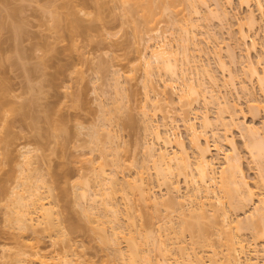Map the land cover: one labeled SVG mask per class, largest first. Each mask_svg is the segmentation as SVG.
<instances>
[{
    "label": "bare ground",
    "instance_id": "bare-ground-1",
    "mask_svg": "<svg viewBox=\"0 0 264 264\" xmlns=\"http://www.w3.org/2000/svg\"><path fill=\"white\" fill-rule=\"evenodd\" d=\"M255 1L261 12V17H257L255 12L252 9H249L247 17L244 18L245 20L243 22V19H239L233 10L237 3L241 5L249 4L250 0H213V7L207 5L206 1L204 2L202 0H122L123 5L127 4L125 10L127 11V6L130 5V8H133L132 10L136 9L135 11L137 13L140 12V16L142 17L145 26L150 32L151 30L153 31V35H148V37H150L147 38L148 40H145L147 46L145 45V49L141 55L144 63L145 78H147L145 79L147 80V83L145 81V87H147L148 94H154V97H149L148 94L146 95V107H143L144 109L142 110L144 118L143 124L145 125L144 132H147V134L152 136L153 141H149V143L146 142V147L144 148L145 152H143L146 155H144L146 157L145 160L147 159L149 162L146 160V167L142 166L144 163L140 165L141 168L145 167L146 174L149 170L148 176H145V172H143L144 170L141 169V171L138 165L139 168L137 169H139V171L137 170L134 172V178L132 177V180L129 179V181L126 180V177H119L118 174L122 176V173L118 171L124 167L123 165L125 163L123 158V161H120L119 159L121 158V150L119 148H122V146L119 143L120 139L116 137L118 136V133L115 134L110 131L113 122L111 120L113 116L110 115H116L115 113L118 112L117 110L120 108L117 107V109H115L114 105L117 103L116 106L122 107L120 106L122 105L120 104L122 101L114 102L113 100L115 104L112 105V109L115 110H111L109 108L110 106L108 107L111 112L113 111V114H111L108 108V114L105 113L106 106H102L104 107L102 114L104 118H107L108 116L109 120H104L102 118L101 120L104 122L107 121L106 123L109 121L112 122L108 123V126L111 124L109 128L105 123L100 121V126L103 123L102 125L104 127L101 128L104 131L101 128L97 129L98 125L96 129H94L95 131H92L94 134L92 133L93 138L91 139H93L98 146L101 141L103 142V136L101 137L100 135L108 131L106 132L108 135H106V133L103 134L106 139L102 143L103 145L108 141V145L107 143L105 144L107 145V148H105L106 146L104 145L105 147L99 146L98 149H104L103 151L101 149V153L105 156H101L103 159H108L109 157V159H111L114 156L113 158L115 160L112 158L110 161H112V164L115 163V169L117 167L121 168L116 169L117 171H108L106 167L109 165V159H105V161L101 162L97 167H92V169L90 167L89 171L91 172H89V174L86 172L83 175H79L78 181H76L73 186L74 189L77 190L79 199L78 204L82 207L83 218L88 223L87 229L96 233L102 244H104V246L106 245V249L111 253L108 254L107 260H105L103 264H256L252 258L254 255L255 259L260 256L264 257L262 256L264 255V122H261L260 125H256L255 123L248 124L246 122L237 123V109L235 111V105L232 104L231 106L230 100H228L226 95L227 93L223 89L222 90L225 93L220 90L225 82H227L225 88H227L229 84L231 88L235 90L237 89V84L235 83V78L237 79V77H235L236 72L233 69L232 71L230 69L231 67H228L229 63L227 65L226 60L224 61L222 58L221 54L224 47H222L221 44L225 46L227 45L228 49L225 48L227 49L226 52L229 56V60H231L230 63L232 66L239 63L235 47L238 49L240 48L243 53L245 52L244 54L246 57H248V59L245 57V61H247V69H249L247 70L245 68V70L249 72V77L251 79H255L261 96L259 98L253 87L251 89V87L249 88L248 85H245L243 82V84L241 83L240 88L248 97L249 111L253 115L259 114L260 111L264 112V69H262L263 72H260L256 63H254L253 59L249 56L251 51L256 50L257 48V43L252 39L251 32L258 29H264V0ZM202 6H205L208 11L206 12L208 15H206L207 17H204V20L208 18L210 21L216 20L218 23L228 25V31L226 34L228 33L230 40L234 41L233 46L231 45V42L226 43L224 40L223 42L226 44L221 43V41L218 40L219 37L217 36V33V37H215L214 33L211 34L208 32L209 30H207L209 37H207L209 39L210 37L212 38L211 43L214 41V50H210V47L205 48L201 45V39L199 37L201 32L199 31L200 25L198 24V21L199 23L202 21V12L200 9ZM132 10H130V12ZM184 10L189 11L188 17L183 16L184 14H182V12L184 13ZM58 16L56 15L57 19H54V16L52 19L54 22L53 27L56 29L59 28L57 30L58 32H61L60 29L64 30L63 28H66V26L69 31L71 30V34L75 33V31L77 32L80 24L78 23L80 21H78L77 18L70 19V25H66L63 20L62 26L65 24V27H62V18L60 16L59 18ZM172 16H181L179 19L180 21L177 20V23L180 22L179 24H182V27L185 26L182 28V31L180 28V32L184 31L183 34L185 36L183 34L184 37L181 35V38L184 39H179L180 41L182 40V43L180 42L181 44L180 46H177V48H175L174 45H171L170 41L160 28V24ZM195 17H197L196 19L198 21L194 20ZM181 21L184 24L181 23ZM234 21L239 23V26L237 24L238 31H236V33L232 29ZM222 27V29L225 28L224 26ZM206 49L208 51H206ZM228 50L230 51L229 53ZM211 53L215 54L218 68L223 72V79L226 76L225 80H223L224 83H220L218 77L214 75V73L212 74V70H210L208 64L202 63L201 57L204 56V54L208 55ZM262 56L264 57V55H261V57ZM261 62H264V59ZM199 69L201 73H205V75L203 74L204 77L207 75L205 78H209L208 80L206 79V82H203L205 81L203 77V81L199 80L197 83L195 82L196 80L194 81L193 75H198L199 72L197 71ZM154 75L159 77L160 82L162 83L161 87L160 85H156L155 79L153 78ZM117 79L118 78L115 80L117 81L118 88V85L122 83L118 81L120 77L118 80ZM208 81L209 84L212 83L210 87L205 84ZM178 83H180L181 86L178 85ZM178 86L181 87L180 92L177 91ZM120 87L124 88L122 85ZM169 88L171 91H168ZM117 91L118 90H116V92ZM117 94L118 93H116V95ZM119 94L116 98H118ZM174 94L178 96L177 100L182 104L178 118L174 117L171 111L167 109L171 104H174ZM162 103L165 104L167 110L162 108ZM212 103L216 105L218 104L219 107V113L214 120L213 117H211L212 115H210L211 112L208 108ZM220 105H223L224 108L226 107V109H228L227 116H229V119L231 120V122L230 120L229 122L237 126L240 135L245 140L246 151L252 158L253 162H257V165L261 166L259 167L261 168L259 169L260 172H258L259 176L257 175L258 182H256V188L261 187L262 190H260L263 191L262 193L260 192V195H256L253 191V187L251 188L250 186L237 143L226 135V140L221 139L222 136L218 133L220 128L219 124L222 125L223 123H228V117L226 118L227 121L224 122L226 109H223ZM231 109H233V111ZM158 113L159 115L161 113V119L158 116ZM221 113L224 114L222 115ZM156 116L159 118L156 119ZM54 120L55 119L53 118L51 121L53 122ZM198 120H201V125H199V127L197 126V124H200L197 123L199 122ZM215 120L217 122H214L216 126L212 122ZM55 121L54 123L56 124ZM180 122L186 129V132H188L189 144H187V142L174 131L179 127ZM105 126H107L109 130L107 127L105 128ZM114 129L112 128L111 130ZM100 130L103 131H101V134ZM56 135L57 134H55V136ZM210 137L215 140L214 144H211ZM222 140H225L224 143L221 142ZM217 141L218 143L221 142L220 144H226L229 146L230 150L226 152L220 144L216 143ZM24 150V152L22 151L23 153L21 152V157L23 158V160H21L23 163L21 164L23 165L20 164L21 170L19 169L21 172L19 176L21 177H17L19 182L17 187H14L15 190H12V196L14 195L12 199L13 202H11L13 204V209L12 207L8 209L9 212H7L8 214L6 218L7 222L9 221V223L14 224L13 226L19 230L20 235L18 234L16 237L17 251L14 253L13 262H8L7 264H78V262L81 261V257L78 256L76 244L72 239L68 238V234L60 227L61 223L58 222L60 221L59 214L57 215L58 218L56 216L57 209H55L56 202H54V188L51 186L50 182L48 183V181H46L47 177L45 178L44 172H41L43 171V169H40L41 166L39 167L37 165L38 162L40 163V161L37 160V156L39 155H35L34 153L36 152L32 149ZM88 160L92 162L91 158ZM105 162H107L106 167ZM150 162H152V167L149 165L147 166ZM120 163L123 165L120 166ZM111 168H113V165ZM150 168L153 169H151L153 172L150 171ZM84 175L87 178L84 177ZM67 180L68 179H66L65 182H67ZM182 182H184L183 185H185V190L182 189ZM155 186L160 189H155ZM154 190L155 193L156 190H158L159 193L160 190L161 192L164 191V193H162V195L160 194L161 196L158 198L156 197L158 194H153ZM118 195L122 197L120 200H122V202L124 201V204L126 202L124 205L125 211L129 212V208H131L132 211L135 207L132 205L135 204H131L130 202L138 199L139 201L141 200V202L143 201V203L145 202L147 204L145 205L144 203L145 206H153L154 209H162L161 207H163L165 210H172L173 208V210H175V207L177 206L176 208L180 209L178 211L179 214L181 212L180 216L182 215L184 218L182 220V216L181 218L179 216L181 222L178 221L177 226L179 228L175 226L177 228L176 230L175 228L172 229L174 226L171 224L174 223L171 218H169L171 219L169 222L164 219L165 222H167L165 223L166 226L171 225L166 227L167 229L163 225L165 231L162 230L164 233L161 229L160 231L158 230V232L156 229V232H153L152 230L146 231L144 228L138 229L137 226H133V221L131 219L132 212H126L128 214L126 215L124 210H122L123 208H120L122 205L121 202L117 201L119 200V198L117 199ZM132 197H135V199L133 198L132 200ZM136 202L134 201V203ZM170 207L172 209H170ZM184 207H187L186 210L188 209L187 214H185L187 211L184 210ZM246 208H248L250 212H248V209ZM245 209L248 214L246 212L244 220H239L237 217H235V219L232 218V210H236V212L242 210L243 213L245 212ZM230 212L232 214H230ZM233 212L235 213V211ZM57 213L59 212L57 211ZM125 215L128 216V218L126 217V220L122 218V216L125 217ZM185 216L186 218L189 217L188 221L185 219ZM217 216L220 217L221 220L217 218ZM214 217L221 221L219 223V220L217 221L218 225L213 224L214 221H212V219H216ZM209 219H211L210 222L213 224V227L216 225L215 233L219 236L221 242L219 243V247H222L223 245V248L227 251L226 256L223 254V258L220 257L223 250H221L222 253L221 251H217V248V250L213 248L214 244H212V247L210 245L212 256H210L209 252L208 259V257L201 255L203 250L197 252L198 248L193 244L195 243V240L191 239V241H193L192 243L190 242L191 247H189L190 243L186 244L187 242H185L184 236L186 235L184 234L186 231L193 236L196 232L201 233V230L204 231L202 229L203 227H201V220L203 221L202 223H204L209 221ZM189 220H192L195 223L191 221L189 222ZM180 223L181 225H179ZM160 225H158L159 228ZM130 226H132L133 229ZM81 229L80 226H74L71 229V232H76ZM173 230H175V232H173ZM245 230L252 233V242L243 236L242 233ZM26 232L36 234L37 236L44 233L48 234V237L52 240V248H43L41 237L39 238L36 235H34L36 238L33 237L32 239L30 238L31 240L29 239L30 241H25L24 236L28 234ZM58 238H63L62 241L66 243L60 249L57 248L58 242L55 241ZM122 241L126 242V247H122ZM181 243H185L189 246L187 247L185 244L181 246ZM189 248L194 250H192L193 253L189 252L191 251ZM225 250L224 252L226 253ZM176 255L177 257L179 256L182 258L184 262L182 261L183 263H180V258L174 257ZM205 258L208 260H205ZM172 259H174V261ZM252 261L254 263H252ZM4 264H6V262Z\"/></svg>",
    "mask_w": 264,
    "mask_h": 264
},
{
    "label": "rangeland",
    "instance_id": "rangeland-1",
    "mask_svg": "<svg viewBox=\"0 0 264 264\" xmlns=\"http://www.w3.org/2000/svg\"><path fill=\"white\" fill-rule=\"evenodd\" d=\"M202 1H206V4L211 7L214 5L213 0ZM126 5H123L122 0H0V264L13 262L14 253L17 251L16 237L18 234L20 235L19 230L13 226L14 224L9 223V221L7 222L6 218L8 214L7 212H9L8 209L11 207L13 209V204L11 202H13L12 199L14 195L12 196V190L14 187H17L19 182L17 177H21L19 176L21 173L20 164L23 163V161H21L23 160L21 152H24V149H32L37 153H34L35 155H39L37 156L38 159L35 156L36 159L40 161L39 163L36 160L39 163H37V165L39 167L41 166L40 169H43L41 172H44L45 178L47 177L46 181H48V183L50 182L51 186L54 188V202H56L55 209H57L56 216L59 214L60 221L58 222L61 223L60 227L68 234V238L72 239V241L76 244L78 256L81 257V261L78 262V264H103L104 261L107 260L110 251L106 249V245L105 247L104 244H102L96 233L87 229L88 223L83 218L82 207L78 204L79 199L77 190L74 189L73 185L76 181H78L79 175H83L86 172L89 174V172H91L89 171L90 167L91 169L92 167H97L106 159L101 157H105L104 154L101 153V149L102 151L104 150L101 147L108 142L106 141L105 144L102 145L106 139L103 134L108 131L100 135L101 137L103 136V142L100 140L101 142L99 141L100 144H98V146L94 140L91 139L94 134L92 131H95L94 129H96L98 125L97 129H100L101 127H104L102 125L103 123L108 126V123L110 122L106 123L107 121L104 122L101 120V118L109 120L108 116L107 118H104L102 114V110L104 111L103 108L105 106V113L107 114L109 108L111 110H115L117 107L120 108L117 110L118 112L115 113L116 115L109 114L110 116H113V118L109 117L112 118V128L115 129L111 130L112 128L109 127L111 124L108 126L112 133H118L117 135L119 137H116L121 141L120 142L116 139L122 146V148L119 146V149L121 150V158H119V156L118 158L120 161H123L124 159L125 163L124 165L120 163V166H124L122 169H119L121 167L116 166V169L120 170L118 172L122 173V176L118 174L119 177H126V180H132L134 178V172L137 170L139 171L137 168H139L143 163L144 164L142 166H145L147 159L145 160L146 155L143 152H145L144 148L146 147V142L149 143V141H153L152 136L147 134V132H144L145 125L143 124L144 118L142 110L146 107L145 99L148 91L147 87H145V81L147 83V80L145 79L147 78H145L144 63L141 56L143 54V50L145 49V45L147 44L145 40H148L147 38L150 37H148V35H153V31L151 30L150 32L145 26L144 21L140 16V12L137 13L135 11L136 9L132 10L133 8L131 9L129 4L126 11ZM200 9L202 12V21L199 23L196 19L197 17H195L194 20H197L200 25L199 31L201 32V35H199V37L201 39V45L205 48L210 47V50H214V41L212 40L213 42L211 43L212 38H208V32H210L211 34L214 33L215 37L218 36V40H220L221 43L231 42V45L233 46L234 41L230 40L228 33L226 34L228 31V25L218 23L216 20H211V22L208 18L206 19L207 21L204 20V17L208 15V13H206L208 12L207 8L202 6ZM249 9H252L257 17H261V12L258 9L255 0H250L249 4L241 5L237 3L233 12L237 15V17H239V19L242 18L244 22V18L247 17ZM130 10L132 11L130 12ZM188 10H184V13L182 12L184 17H188ZM56 15H59L62 18L61 26L63 24V20L64 23L68 25L69 22L71 23L72 19L77 18V20L80 21L78 22L80 23V27L78 26L79 29H75L77 32L75 31V33L71 34V30L69 31L67 26L66 28H63L64 30L60 29L61 32H58L57 30L59 28L56 29L53 27L54 22L52 20L54 17V19H57ZM180 17L181 16H172L167 18L160 24L161 27L159 26L170 41L171 45H174L175 48L180 46L182 40L184 39L181 38L184 31L180 32V28L182 31V28L185 26L182 27V24H179ZM177 20H179V23H177ZM235 22L236 21L233 22L234 25L232 29L236 33V31H238L237 28L239 23L236 22L235 25ZM181 23L183 22L181 21ZM220 24L225 28L222 29L223 27ZM64 25L62 27H65ZM207 30L209 31L207 32ZM251 33L252 39L257 43V48L256 50H252L249 56L253 59V62L256 63L260 72H263L262 69H264V62L261 61L264 57L262 56V59L261 55H264V29H258L254 32L252 31ZM180 38L182 39L181 41L179 40ZM221 46L228 49L227 45L225 46L221 44ZM224 48L221 56L224 61L226 60L227 65L229 63L228 67H231L230 69H233L236 72L235 77H237V79L235 78V83L237 84V89L235 90L231 88L229 84L228 87L225 88V85H227V82H225L224 85L222 84L223 86L220 84L222 87L220 90H224L227 93L226 95L228 100H230L231 106L232 104L235 105V111L236 109L238 111H236L237 123L246 122L248 124L255 123L256 125H260L261 122H264V112L260 111L259 114H254V116L249 111L248 97L240 88L241 83L243 82L245 85L247 84L249 88L251 87L252 89L253 87L259 98L261 96L258 84L255 82V79H251L249 77L250 74L247 72L249 68L247 69L248 63H246L247 61L245 60L246 58L248 59V57H246L244 54L245 52L243 53L240 48L238 49L235 47L239 63L237 62L238 64L232 66L230 63L231 60H229V56L226 52L227 49ZM206 51L208 50L206 49ZM229 52L230 51L228 50V53ZM201 59L202 63L210 66L212 74L214 73V75L218 77L219 82L224 83L223 80H225L226 76L223 79V72H221L218 68L215 54H204ZM245 68L247 70H245ZM200 69L197 71L199 72L198 75H193L196 83L199 82V80L203 81V79H205L203 82H206V79H209L205 78L207 75L204 77L205 73H201ZM156 75H154L153 78L155 79L156 85H160L161 87L162 83ZM115 77L118 79L120 77L119 80L117 79L122 83H118L120 84L118 85V88L120 89L117 88V81L115 80ZM209 81L205 84L210 87L212 83L209 84ZM121 85L124 88H121ZM178 85L181 86L180 83H178ZM180 86L177 88L178 92L181 91ZM160 89L163 90L162 88ZM116 90L124 91H121V95V92H116ZM168 91H171L170 88ZM116 93H120L118 96L119 99L116 98L118 95H116ZM148 95L149 97H154V94ZM173 97L175 99L173 102L174 104H171V106L167 109L171 111L174 117L178 118L182 104L178 102V96L176 94H174ZM113 100L114 102L121 100L122 103H119L122 104L120 105L122 107L116 106L117 103L115 104ZM113 104H115V109H112ZM212 104L208 106V108L211 112L210 115H212L211 117H213L214 120V118H217L216 115L219 113V107L218 104ZM162 105V108L167 110L165 108V104L162 103ZM220 107H223V105H220ZM223 109H226V107H223ZM227 110L228 109H226V114L224 115V122L228 119V123H223L225 125L219 124L220 128L218 127V133L222 136L221 139H225L227 136L237 143L250 186L251 188L253 187V191L256 195H260V192L262 193L263 191H261V187L256 188V182H258L257 175L258 172H260L259 169L261 168L259 167L261 166L257 165V162H253L252 158L247 153L245 140L240 135L237 126L230 123L231 120L229 119V116H227ZM231 110L233 111V109ZM112 112L111 114H113ZM221 114L223 115L224 113ZM158 116L161 119V113L160 115L158 113ZM158 116H156V119L159 118ZM53 118L56 120H54L56 124L54 121H51ZM100 121L103 122L101 126ZM198 121L199 122L197 123L201 122V120ZM212 122L217 123L216 120ZM199 125H201V123L197 124L198 127ZM107 126H105V128ZM108 127L107 129L109 130ZM102 130H100V134ZM174 131L177 132V134H179L187 142V144H189L188 132H186V129L182 126L181 122L179 123L177 130ZM55 134H57V137ZM106 135L108 134L106 133ZM210 140L211 144L215 143L213 138L210 137ZM224 141L222 140L221 142L224 143ZM216 143H218V141ZM107 145L104 147L107 148ZM220 145L226 152L230 150L229 146L226 144ZM99 146H101V149H98ZM90 158L92 159V162L88 160ZM112 158L109 160L106 159L109 163L108 166L107 162H105V167L107 166L106 168L110 172L116 170L114 167L115 163L112 164V161H110ZM151 163L152 162L147 164V166L149 165L152 167ZM112 165L113 168H111ZM145 167H140V170L143 169V172H145ZM151 169L152 168H150V171L153 172V169ZM148 174L149 170L147 174L145 172V176H148ZM84 177L86 176L84 175ZM66 179H68L67 182H65ZM183 183L184 182L181 183L183 187L182 189L185 188ZM156 188L158 190L160 189L155 186V189ZM158 190H156V193L154 190L153 194H158L155 196L160 198L164 191L161 192L160 190L159 193ZM118 198L119 200L117 201L121 202L122 205L120 208H123L122 210H124L125 214L128 215L126 213L128 211H125L124 206L126 202L124 204V201L122 202V200H120L122 199L120 195H118L117 199ZM133 198L135 199V197H132V200ZM134 201H137V204L134 203ZM134 201H131L130 203L135 204L132 205L135 206V209L132 207L133 210L131 211V208H129V212H132V217H130L133 221L134 227L137 226L138 229L144 228L146 231L152 230L153 232H156V230L158 232V230L160 231L161 229L163 233L165 231L163 225L165 228L172 225L174 226L172 229L175 228V230L179 228L177 223L178 221L181 222L180 218L182 215L180 216L181 212L179 214L178 211L180 209L176 208L177 206H174L175 210L170 207L173 211L165 210L163 207H161L162 209H154L153 206H145L147 204L144 202V205L141 200L139 201L138 199H135ZM187 207H184L185 211L188 210H186ZM246 209L245 212H243L244 214L242 213V210H239V212L232 210L231 212L233 214L231 212L230 214L233 215L232 218L234 219L237 217L239 220H244L246 212H250L249 209L247 211ZM57 211L59 213H57ZM233 211H235V213ZM187 213L188 211L185 214ZM126 215L123 217V213L122 216L125 220L128 218ZM169 218L172 219L174 224L169 225L171 223L170 222L167 224L169 226H166L165 223L171 220ZM183 218L184 217L182 216V220ZM188 218L185 216L187 221ZM217 218L220 219L218 216ZM217 218L215 220L211 218L212 221H214V223L212 222L213 224L218 225L217 221L219 219ZM164 219L167 222H165ZM211 219H209V221L205 220L206 222L204 223H202L203 221L201 220V227H203L202 229L204 230H201L202 234L200 232H196L193 236L191 233L186 231L184 239L185 242H187L186 244L190 242L192 243L193 241H191V239L195 240V243L193 244H195V247L198 248L197 252H199V250L200 252L203 250L201 255L204 257H208L209 252L210 256H212V249L210 248V245L212 247V244H214L213 248H217V251L220 252L223 250V253L221 251L222 255H219L223 258L224 255L226 256L227 251L223 248V245L222 247H219V243L221 242L219 236L215 233L216 225L213 227V224L210 222ZM192 220H189V222H194ZM220 220L218 223L221 222ZM158 225H160V228ZM179 225H181V223ZM74 226H80L82 229L76 232H71V229ZM175 226H177V228ZM175 230H173V232H175ZM245 231L242 233L243 236L252 242V233L247 230ZM26 233L29 235L26 234V236H24L25 241H30L33 237L36 238L37 236L36 234H30V232ZM37 237H41V244L43 245V248H52V240L48 237V234L44 233ZM62 239L63 238H58L55 240L58 242V249L62 248L66 244L62 241ZM122 242V247H126V242ZM191 243L189 244L190 246L188 245L189 247H191ZM183 244L185 243H181V246ZM189 250H191L189 252H192L193 249L189 248ZM203 253L206 254L204 255ZM254 256L252 258L256 264L257 262L258 264H264V257L260 256L255 259ZM174 257H177V255ZM177 258L180 257L178 256ZM208 259L205 258V260ZM172 260L174 261V259ZM180 260V263L184 262L182 258H180ZM252 263L254 262L252 261Z\"/></svg>",
    "mask_w": 264,
    "mask_h": 264
}]
</instances>
